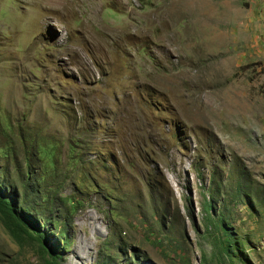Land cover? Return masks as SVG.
<instances>
[{
	"label": "rangeland",
	"instance_id": "374dc122",
	"mask_svg": "<svg viewBox=\"0 0 264 264\" xmlns=\"http://www.w3.org/2000/svg\"><path fill=\"white\" fill-rule=\"evenodd\" d=\"M263 65L264 0H0V183L57 264H264Z\"/></svg>",
	"mask_w": 264,
	"mask_h": 264
},
{
	"label": "trees",
	"instance_id": "16d2710c",
	"mask_svg": "<svg viewBox=\"0 0 264 264\" xmlns=\"http://www.w3.org/2000/svg\"><path fill=\"white\" fill-rule=\"evenodd\" d=\"M261 71L264 73V65L261 67ZM5 187L0 183V218L5 227L18 240L26 236L36 241L47 256L48 264H57V258L59 256L57 243L61 242L64 247L69 242L68 233L65 231L63 224L64 221L59 226L58 235L54 241L55 243L49 245V232L41 229L42 226H46V223H44L46 218H43L44 222H39L37 217H33L27 208L20 204L17 205V199L12 195L13 191L9 195L5 193ZM226 242L225 247L228 251L232 243L228 240Z\"/></svg>",
	"mask_w": 264,
	"mask_h": 264
}]
</instances>
